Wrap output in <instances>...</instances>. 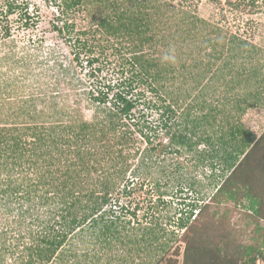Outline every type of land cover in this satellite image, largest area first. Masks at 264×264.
Segmentation results:
<instances>
[{
	"label": "trees",
	"instance_id": "16d2710c",
	"mask_svg": "<svg viewBox=\"0 0 264 264\" xmlns=\"http://www.w3.org/2000/svg\"><path fill=\"white\" fill-rule=\"evenodd\" d=\"M91 1L95 3L94 7ZM91 1L54 0L58 4V23L54 28L70 40L75 49L74 57L79 60L80 67L84 65L85 84L86 81L89 84L87 89H82V94L98 104L97 108L103 112L102 119L89 120L74 111L72 119H59L54 124L14 123L3 127L6 131L0 133V174L4 173V177H0V199H8L6 205L15 200V206L7 209V213L16 211L13 220L15 225L18 224L17 231L22 225L32 227L27 232L30 242L21 246L16 264H48L55 259L62 262L63 258L73 264H84L83 261L90 257L92 261L87 264H156L163 260L171 247L164 236L175 232L161 225L151 207L146 213L152 212L148 221L141 224L135 211L138 203L130 199L131 193L137 192L135 183L132 178L122 185L121 181L126 180V174L133 168L142 143L148 146L143 149L145 156L152 159L154 155L152 163L156 164V150L161 141L154 140L158 139L159 130L169 138L168 145L161 148L175 153L182 150L196 164L205 162L206 154L201 156L203 149L198 147L213 142V136H206V119L212 124L221 112L226 114L214 125L219 129L215 143L222 149L219 160L221 170L227 174L220 183H215L209 201L197 196L184 203L175 222L181 229L196 233L201 228L199 221L205 225L203 230L213 229L217 225L216 212L204 219L201 217L211 203L221 202L222 198L234 203L243 199L246 202L243 203L245 218L258 223L256 230L259 231V221L264 220V130L257 136L231 113L233 107L243 113L245 108L259 106L264 101L261 92L233 93L236 85L241 81L246 83L251 74L244 63L235 74L231 69L244 41L232 35L231 45L227 47L231 55L225 59L228 70L218 72L216 69L211 74L213 65L224 58L226 47H220L219 27H214L208 20L165 0ZM4 4L5 7L0 8V27L5 39L11 34V26L7 20L3 24L2 21L14 14L23 2L6 0ZM23 7L26 9L23 17L29 19L27 4ZM27 19L25 26L30 24ZM81 20H84L83 25ZM161 26L171 28V37H163ZM175 51L177 55L192 54L190 69L184 62L191 56L184 58L179 68L171 58H166L164 52L174 54ZM5 57L6 53L0 55V64L8 63ZM182 68L185 70L181 75L182 84L188 80L192 88L189 94L195 88L201 93L202 100L196 102L197 105L190 103L189 108L184 109L183 120H178L171 102L166 103L160 88H166V81L177 79ZM252 68L258 71L256 67ZM61 70L70 75L73 85L78 84L70 68ZM226 74L232 75L230 80L224 79ZM0 76V86L4 88L3 91L0 89L2 94L10 83L2 78L5 71H1ZM221 79L225 84L224 92L219 91ZM36 82L35 94L27 100L33 103L31 106H35L36 100L45 103L48 98L51 99L50 106H56L58 81L51 84L36 79ZM188 87L190 89V85ZM145 90L150 91V99H145ZM80 100L78 98L77 104ZM142 103L150 112L159 113L157 122L146 119L145 112L137 115L133 111ZM198 107L203 110L201 114L196 113ZM27 135L33 139L24 138ZM129 148H135L133 153L128 152ZM219 151L214 150V154L218 155ZM195 154L197 158L194 159ZM143 165L151 167L150 164ZM31 171L34 177H30ZM21 173L24 176L18 180L15 174ZM156 186L154 190H158ZM118 189L129 197L128 202L134 203V208L115 206L117 201L113 200L112 193ZM157 192L158 200L152 203L156 212L164 194ZM229 233L228 230L220 232L213 237L217 240L207 237L206 247L189 243L185 235L183 264H205L204 258L207 262L209 259L208 264L264 261V233L260 243L248 244L235 242ZM74 235H79L80 244L87 243L82 251L72 249L70 239ZM23 238L20 236L22 242ZM93 242L101 248L88 253ZM3 248L9 250L5 244Z\"/></svg>",
	"mask_w": 264,
	"mask_h": 264
},
{
	"label": "rangeland",
	"instance_id": "374dc122",
	"mask_svg": "<svg viewBox=\"0 0 264 264\" xmlns=\"http://www.w3.org/2000/svg\"><path fill=\"white\" fill-rule=\"evenodd\" d=\"M5 1L6 0H0V8L5 7ZM17 1L23 2V4H20L14 14L8 16V19L5 17V20L2 21V24L5 23L6 20L9 22L11 26L10 36L5 39L2 38V30L0 27V55L6 53L5 58L7 61H5L8 62L6 64H0V72L2 71L3 73L5 71V76L2 78L5 79L7 83H10L8 90L0 94V133L2 134L6 131L3 127L6 128L9 125H14V123L22 124V122L30 123L31 121L32 123L46 122L47 124H54L55 121L59 119L62 121L68 120V118L72 119V116L75 117L74 111L76 115L80 112L81 115L89 120L102 119V109L97 108L98 104L95 101L89 100L88 97L85 98L82 94V89H87L89 84V81H86L87 83L85 84V80L87 79L84 77V65L80 67L79 60L74 57L75 49L70 40L66 38L64 33H60L54 28V25L58 23L56 18L58 13L57 2L55 3L54 0ZM165 1L174 6L181 5V8L190 10L194 15L208 20L214 27H219L220 47L222 48L225 46L226 48H224V58L213 65L210 73L216 71V69L218 72L225 71V69L228 70L225 66L227 65L225 64V59L231 55L227 47L231 45L229 42L232 35L239 37L238 39H240V41H244L242 43L243 48L240 50L242 53H240V51L237 52V58L235 59V64H233L234 67L231 69L233 70L232 73L235 74V71H239V67L244 63L249 67L248 69L251 74L249 75V80L246 78L247 80L244 84L242 83L243 81H241L243 78H241V83L236 85L237 87L233 90V93H245L247 90H250L253 92H261L264 98V0H241V2L235 0L231 2L226 0ZM24 4L28 6L27 14L31 16L29 19L23 17L25 13L24 10H26L23 7ZM90 4L93 5V7L95 6V3L93 4L92 1ZM26 19L27 23H30L27 26L23 25ZM82 22L84 23V20H81V23ZM162 29L161 34L164 38L171 37V28L162 27ZM162 50L165 51L164 48H162ZM165 53L166 58H171L170 60L173 61L174 65L178 66V68L182 65L184 58L191 56L184 63L188 65V69L192 67V54L183 55L179 53L177 55V51H175L174 54L164 52V54ZM82 55L83 54H81L80 57H82ZM252 67H256L258 71L255 70V72ZM62 68H70L71 74H73L72 77L78 81V84L74 83L73 85V82L69 80L70 75H66L61 70ZM125 73L128 75L127 72ZM182 74H185L184 68L178 71L176 76L177 79L174 81H166V90L160 88L159 84L156 83V86H158L160 91L165 95L166 103L168 101L169 103L171 102L178 120H183L184 109L189 108L190 103L193 105L202 100L201 93L195 88L192 93L189 94L192 90L191 83L187 80L185 82L186 84H182ZM231 74H226L224 79L230 80ZM36 79L37 81L39 80L40 83L44 80H47L48 83L51 84L58 81L55 89V91H57L56 106H50V98L45 99V103L36 100L34 107L31 106L33 103L27 101L30 96L35 94L34 89L38 85L37 82L34 83ZM221 81L224 80L221 79L218 82L220 88H222L219 91L224 92L222 90L225 88V84H222ZM112 83L113 82H110V84ZM51 84L50 86H52ZM188 84L190 85V89ZM215 84L218 86L216 82ZM0 89L1 91L4 90L2 86H0ZM187 93L189 97L185 98ZM216 95H218V92ZM227 95H229V97L232 96V94ZM78 98L81 99L79 104H77ZM150 98V91L145 90V99ZM209 98L210 96H207V99ZM139 105L133 110L137 115L145 112L144 115H146V119L150 122L158 121L160 117L159 113L154 114V111L150 112L151 110L146 108V104L144 105L142 103V106ZM141 107H143V109H141ZM138 111H140V113H138ZM202 111L199 110V107L196 108L197 114H201ZM233 111L234 112H231L234 115L233 117H238L239 120L247 128L249 127L257 136L264 130V101H262L259 106L245 108L243 113L240 112V110H235L234 107ZM211 114L214 113L211 112ZM225 114V112H221L219 117ZM219 117L217 116L215 121L212 120L214 121L212 124L206 119V136H213V142H211L210 145L206 143V147L203 144L198 147L200 150L203 149V151L200 152L201 156L206 154L205 162L196 164L194 163L195 160H189L190 156L185 154L182 150L181 152L175 153L168 152V149L161 148L163 145H168L169 138L163 131L159 130L158 139L154 140V142L158 140L161 141L156 150L158 155L156 164L153 165L152 163L154 155L152 159L151 156H145L143 149L148 146L142 143V145L140 144L141 148L139 152L134 158V165L132 168H135L134 172H131V169L130 172L126 174L128 179L126 178L125 181L124 179L121 181L122 185L123 183L129 182L130 178H132L135 183L134 186L137 188V192L131 193L130 199L138 203L136 206L138 208L135 211L141 224H145L148 221L147 219L152 212L150 211V215L146 213H148L149 207H151L153 214L155 213L154 216L161 225H165L164 227L170 229L169 231L173 230V232H175H168L164 236V239L170 242L171 247L165 253L164 259L156 264H183V252L186 243L184 239L185 235L189 243H195L196 245L198 243L199 247H206V243H208L207 237L209 240H217L213 237L227 230L230 232L229 236L235 242L244 244L261 242V234L264 233V220L259 221L260 229L257 231L256 226L258 223H253L245 218L244 211H246V209L243 203L245 204L246 202L243 199L242 201L234 203L222 198L221 202L211 203L208 210H205V213L201 217L204 219L206 215L210 216L215 211L217 218L215 223H217V225L213 229L209 228L208 230H203L202 228L205 227V225L202 221H199V227L201 228L198 229L197 233L192 230L181 229L176 225L175 220H177V217L180 215L179 211H183L184 203H188L189 199L197 196L202 197L206 202L209 201L211 195L215 191V183H220L227 174L226 171L221 170L222 166L219 157L222 155V149L218 148L215 143L217 135L219 134V129H216L214 125L219 124L221 121ZM24 138L27 140L33 139L29 135L24 136ZM140 139H142V137H140ZM136 146H139V144ZM134 149L135 148H129L128 152L131 151L130 153H133ZM214 150H220L218 155L214 154ZM54 154L55 156L58 155L57 152H54ZM195 157L197 158V154L194 155V159ZM141 158L143 160H141ZM214 162L217 164H212ZM143 163L147 166L150 164L151 167H146ZM222 174L224 175L222 176ZM15 176L20 180L24 175L21 173L15 174ZM0 177H4L3 172L0 174ZM30 177H34L32 171ZM192 180L197 181L199 184H194ZM142 182L143 184L140 185ZM156 183L158 186L155 185ZM153 185L164 193L161 197L163 202H160L161 205H159V211L157 212L152 208V203L158 198V190H154L155 186ZM119 188H121V186H119ZM147 190L149 191L147 192ZM112 195L113 200L117 201L115 204L116 207L120 204L126 205L130 209L134 208V203L128 202L129 197H126L121 190L118 189V191L113 192ZM7 200L0 199V231H2V233H0V264H16L19 257L17 253L22 250L21 246L23 243L29 241L27 232L32 227L27 228L26 225H22L20 230L17 231L18 229L16 226L18 224L15 225L16 223H14L13 220V215L15 216L16 211L7 213V209L15 206V200L8 201L6 205L4 203ZM127 217L130 218L131 215L128 214ZM131 221H133L132 218ZM176 233L178 234L177 237L175 236ZM20 236L24 237V242L21 241L22 238L20 240ZM175 237L178 239L176 240ZM79 238V235H74V237L70 239L71 244L73 243L71 247L77 251H82L86 248L87 243L83 244L82 242L83 245L80 244ZM199 238L200 240H198ZM4 244L9 247V250H4ZM94 245V242L89 245L88 253H92L95 248H101L99 244ZM262 250L264 252V246ZM63 259L64 261L62 262L59 259H55L52 263L48 264H73V261L67 262L65 258ZM89 260L92 261L91 257L86 262L83 261V263L87 264ZM208 262L206 258H204V263L208 264ZM151 264L154 263L152 262ZM256 264H264L263 259L259 260Z\"/></svg>",
	"mask_w": 264,
	"mask_h": 264
}]
</instances>
